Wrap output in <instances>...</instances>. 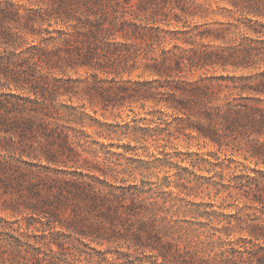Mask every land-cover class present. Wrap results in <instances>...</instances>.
I'll use <instances>...</instances> for the list:
<instances>
[{
  "label": "trees",
  "instance_id": "16d2710c",
  "mask_svg": "<svg viewBox=\"0 0 264 264\" xmlns=\"http://www.w3.org/2000/svg\"><path fill=\"white\" fill-rule=\"evenodd\" d=\"M52 1L56 3L55 13L61 19L78 20L73 25V36H68V32L62 44L55 48L39 47L36 52L18 55L15 59L14 55L3 57L8 59L0 57V77L9 85L35 94V98H25L13 91L0 95V137L3 136L0 181L5 193H9L15 180L19 181L18 174L25 172L15 162L17 152L37 156L41 149L48 159L64 163H67L64 155L71 159L81 155L75 144L80 138L73 140L61 121H77L89 113L82 108L84 105L66 100L57 102L59 96L66 94L72 100L81 90L98 96L105 109L127 105L135 113L133 105L139 103L147 112L145 116L127 112V119L112 123L104 137L144 135L153 122L157 123L156 128L163 130L165 127L159 125L165 121L164 107L177 114L180 120H185L186 116L187 123L177 126L178 131L195 130L206 141L218 146L219 151H230L231 154L243 151L245 158H255L257 163L264 164V19L259 20L264 18V0H221L234 6L235 12L251 15V18L244 26L233 21L227 24L206 22L200 35L208 42L189 47L164 43L161 29L158 25H149V20L154 23L178 20L186 13L197 15V8L202 5L197 0H139L133 13L136 18L145 15L148 19L145 22L142 18L140 22L125 18L112 0ZM52 17L48 8H29L23 13L18 6L0 5V43L11 44L24 31L33 35L50 32L42 26L46 22L51 25ZM240 29L244 31L240 33ZM117 34L132 41L117 43ZM71 41L74 48L69 47ZM139 41L146 42L144 50L138 45ZM217 41L223 44H211ZM128 47H133L134 52ZM142 53L147 58H129ZM115 54L122 58H102ZM75 55L79 58H62ZM72 60L86 69L85 77L62 78L50 74L56 68L53 63L62 61L66 64ZM44 64L50 70L37 75L33 69H40ZM209 65L253 71L201 75L194 80L181 74L186 68L193 70ZM139 69L142 75L149 74L153 78L131 77ZM125 73L129 77L125 78ZM147 104L152 105L151 110L146 109ZM157 105L162 108L156 109ZM143 120L147 121L146 125L141 124ZM144 136L148 139L147 134ZM124 148V152L130 149ZM30 173L36 178L27 185L32 195L30 200H25L29 217H48L76 234L93 239L127 238L131 233L137 245L156 251L157 256L170 264H218L207 259L197 261L187 251L165 240L148 216L155 203L139 202L135 197L128 201L114 189L104 191L84 178ZM252 178L254 186L251 184L248 189L249 197L264 204L262 181L258 177ZM259 231V234L252 232L257 239L264 237V232ZM57 244L63 247L59 242ZM252 257L251 262L246 263L235 254L227 255L222 264H264V253L256 251ZM0 264L70 263L48 259L18 247L8 248L0 242Z\"/></svg>",
  "mask_w": 264,
  "mask_h": 264
},
{
  "label": "rangeland",
  "instance_id": "374dc122",
  "mask_svg": "<svg viewBox=\"0 0 264 264\" xmlns=\"http://www.w3.org/2000/svg\"><path fill=\"white\" fill-rule=\"evenodd\" d=\"M137 1L139 0H120L117 4L116 0H112L116 10L125 14V18L137 22L142 18L145 22L148 20L145 15L141 18L134 16ZM197 2L202 4L197 8V15L186 13L178 20L167 19L154 23L149 20V25L159 26L166 40L164 43L169 46L178 44L189 47L208 42L207 38L200 35V30L206 22L220 21L227 24L233 21L244 26V22L251 18V15L235 12L234 6L221 0ZM8 4L20 7L23 13L29 8H48L53 14V19L51 25L46 22L42 26L49 28L50 32L33 35L24 31L11 44L0 43L2 58L14 55L15 59L18 55H29L39 47H58L68 32V36H73V25L78 23L77 19H61L55 13L56 3L52 0H0V5ZM262 19L264 18H259ZM243 31L240 29V33ZM116 38V42L120 44L132 41L120 34H117ZM158 42L159 39L156 44ZM70 43L72 44L69 47L74 48V43ZM211 44L219 46L223 43L217 41ZM138 45L144 50L146 42L139 41ZM130 50L134 52L133 47ZM133 55L129 58H147L143 53L138 57ZM62 58L79 57L75 55ZM102 58L122 57L115 54ZM53 64L56 68L50 74L56 77L83 78L87 75L86 69L74 64V60L66 64L62 61ZM33 70L39 75L50 69L44 64L40 69ZM252 71L235 70L232 66L225 69L222 65H209L193 70L186 68L181 74L194 80L201 75L242 74ZM139 75H142L140 69L134 71L131 77L153 78L149 74ZM127 77L129 74L125 73V78ZM11 91L25 98H35L31 90L9 85L6 79L0 77V95ZM64 100L67 103L84 105L82 108L89 113V116L77 119L78 122H67V119L61 121L66 125L73 140L80 138L79 143L75 144L81 155L78 159L64 155L67 162L64 163L48 159L41 149L37 156L17 152L15 162L25 170L24 174H18L20 183L17 184L19 181L15 180L9 193H5L0 181V242L5 247H18L48 259L53 258L70 264H170L157 256L156 251L137 245L129 232L127 238L93 239L76 234L48 217H29L25 200L32 197L27 185L31 179L36 178L30 173L33 172L43 176L84 178L93 181L104 191L114 189L128 201L136 198L139 202L143 200L147 204L155 203L152 205L153 212L150 211L148 216L156 224L159 233L165 240L187 251V254L197 261L207 259L222 264L227 255L235 254L248 263L256 251H259V254L264 253V237L261 235L262 237L257 239L252 233L259 234L260 229L264 232V204L251 199L248 193L251 184L254 186L252 177L261 179L264 186L263 163H257L255 158H245L243 151H237L235 154L219 151L218 146L206 141L195 130L178 131L177 126L187 123L186 116L185 120H180L177 114L164 107L165 121L159 126L165 128L159 130L156 128V122L151 123L148 125L149 129L144 132L148 139L138 134H132L130 138L123 134L110 139L104 136L112 123L127 119V112L145 116L146 110L141 108L139 103L133 105L135 113L129 110L127 105L105 109L98 96L83 90L78 96H73L72 100L67 94L59 96L57 102ZM155 108L162 106L157 105ZM146 109L151 110L152 105L147 104ZM141 124L146 125L147 121L143 120ZM2 137L0 143L3 142ZM124 146L130 149L124 152ZM3 151L7 153L6 149ZM57 242L63 247H59Z\"/></svg>",
  "mask_w": 264,
  "mask_h": 264
}]
</instances>
